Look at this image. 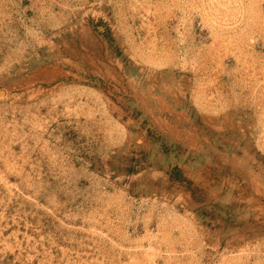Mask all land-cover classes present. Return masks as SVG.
<instances>
[{"label":"rangeland","instance_id":"1","mask_svg":"<svg viewBox=\"0 0 264 264\" xmlns=\"http://www.w3.org/2000/svg\"><path fill=\"white\" fill-rule=\"evenodd\" d=\"M0 264H264V0H0Z\"/></svg>","mask_w":264,"mask_h":264},{"label":"trees","instance_id":"2","mask_svg":"<svg viewBox=\"0 0 264 264\" xmlns=\"http://www.w3.org/2000/svg\"><path fill=\"white\" fill-rule=\"evenodd\" d=\"M160 141H165V139H163V138H161V140ZM165 151V150H164ZM169 165H170V162H167L165 165H163L161 168L162 169H165V170H167L168 169V167H169Z\"/></svg>","mask_w":264,"mask_h":264}]
</instances>
